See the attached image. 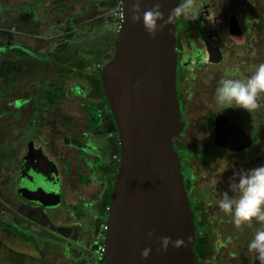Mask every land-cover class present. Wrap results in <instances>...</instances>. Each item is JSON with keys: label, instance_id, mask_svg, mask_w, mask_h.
<instances>
[{"label": "flooded vegetation", "instance_id": "1", "mask_svg": "<svg viewBox=\"0 0 264 264\" xmlns=\"http://www.w3.org/2000/svg\"><path fill=\"white\" fill-rule=\"evenodd\" d=\"M105 3L106 0H86L84 4H79L78 13H68V16L66 5L62 1L48 5L36 1L11 5L6 0H0V42H4L0 47V54L4 53L6 57L16 60L34 62V67L31 62L27 65L38 69L33 71L28 68L26 72L15 62V65L8 66L9 76L4 81L0 80V189L4 193L0 194V202L4 196L15 206L10 223L0 218V236L6 239L12 236L29 247L26 253L11 251V255L0 248V264H26L25 261L31 257L32 252L37 255L44 253L45 250L39 247L41 244L48 247V253L45 261L38 259L36 264H51L49 256L54 258L53 264L61 260H66L65 264H68V261L72 264H97L96 251L100 244V229L108 213L106 195L114 181L107 185L104 181L106 176L101 171L111 165L115 170L109 176H115L119 162L118 139L117 145L113 146L112 133L105 130L107 123L101 114L102 102L96 95L98 88L93 67L85 62L86 59L83 60L84 64L89 67L84 66L80 58L74 59L69 55L67 48L96 38V35L76 38L74 33L81 28L80 21L88 16L91 6L101 7L100 12ZM196 4L198 17L190 19L182 15L177 18L175 27L176 92L184 127L173 139V148L180 159L185 187L189 180L185 171L187 168H196L198 173H201L199 179L206 182L212 179L210 173L213 169L210 165L217 162V166L220 164L223 170H218V178L210 186V191L216 188L217 194L228 192L230 196L229 181L235 170L229 168L227 171V167H233L235 163L240 167L239 170H246V167L251 169L256 159L254 162L253 156H249L255 153L259 145L260 149H263L261 136L264 134V124H259L258 120L264 116V97L259 101V108L248 112L234 104H217L215 89L227 70L238 68L236 78L243 79L251 75L257 65L264 63V0H196ZM111 5L106 3V9H110ZM10 34L17 38L11 37ZM15 40H18V43L9 47V43H14ZM61 54L72 56L70 60L75 66L60 64L53 74L50 71L53 69L51 66H54L53 61L56 62V58ZM77 64H82L84 68H79ZM53 91L58 96L57 100L52 97ZM71 103H77L85 112L87 108L92 109V116L86 112L89 123L82 135L89 144L85 152H90L96 157L95 161L90 163L89 170L94 174H102L104 178L102 191L94 201L90 196H84L90 199V202L86 203L81 198L74 204H64V213H59L57 218L64 216L66 224L48 222L50 228H43L50 230L47 232L52 237L44 239L37 236L32 228L29 229L30 221H21L19 218L23 216L17 214L15 191L23 182L33 185L39 181V176L43 178L40 175L43 171L38 167L50 165L45 159L47 154L38 145L37 140L48 129L55 131L51 127L47 128L48 124L58 123L62 121L61 117L69 116L68 107L65 106ZM52 104L58 107L53 108L54 112L50 108ZM105 109L114 130L116 127L107 103ZM228 121L243 130L250 137L249 141L239 140L236 132L229 129L222 133V139L228 141L226 145L236 144L238 147L227 149L215 145L217 126L224 127ZM68 128L75 130L77 126L73 123ZM55 132L48 133V140L52 141L51 136ZM57 133L59 136L62 134L60 130ZM59 160L63 161L62 158ZM185 166L187 168L184 169ZM50 170L52 173V169ZM218 179L222 180L221 185L217 183ZM186 192L188 197V191ZM10 195L15 196L12 198ZM60 195L62 199L63 194ZM208 198L216 201V206H210L211 210L206 211L212 218L216 215V229L203 230L205 236L199 240V213L193 210L192 199L188 198L194 216V250L197 254V264H214L218 257H223L225 250L227 257L224 261H221V258L219 264H231V260H235L234 264H253L254 257L249 251V243L256 230L264 225L254 221L251 226L244 225L238 230L231 217L219 209V195L216 197L210 194ZM29 208L33 209L32 206ZM39 220L45 223L43 219ZM36 227L42 228L38 224ZM3 231L6 234H3ZM19 234L34 238L37 244L23 242ZM200 243L201 247L198 248ZM230 249L234 251L231 255ZM44 255L42 254L43 257Z\"/></svg>", "mask_w": 264, "mask_h": 264}, {"label": "water", "instance_id": "2", "mask_svg": "<svg viewBox=\"0 0 264 264\" xmlns=\"http://www.w3.org/2000/svg\"><path fill=\"white\" fill-rule=\"evenodd\" d=\"M123 22L114 42L112 58L99 71V81L117 129L119 162L105 221L103 264H197L195 225L173 139L184 127L176 92L175 27L177 19L150 38L142 21L131 22L134 0H121ZM155 0H143L142 9ZM165 19L180 0H160ZM109 21V19H108ZM218 125V124H217ZM228 125V126H225ZM217 126L214 143L227 149L222 133L229 129L239 140L250 137L228 121ZM230 138V137H229ZM246 147V146H245ZM39 179L40 176H39ZM23 182L25 200L44 208L59 205L60 186ZM35 186V187H34ZM18 190L20 191V189ZM37 190V191H34ZM20 193V192H19ZM27 193V194H25ZM155 231L149 240L148 232ZM184 239L187 246L157 251V237ZM151 248L147 260L144 248ZM253 264H260L256 255Z\"/></svg>", "mask_w": 264, "mask_h": 264}, {"label": "rangeland", "instance_id": "3", "mask_svg": "<svg viewBox=\"0 0 264 264\" xmlns=\"http://www.w3.org/2000/svg\"><path fill=\"white\" fill-rule=\"evenodd\" d=\"M86 0H64V2L66 3V6H68V8L70 9V12H75L78 13L79 12V3L82 2V4L85 3ZM8 2H10V0H8ZM117 2L118 0H106L107 5L109 6V4H112L110 9H106L105 5H103V8L101 9V11L99 12L100 8L98 6H91L90 7V11L88 13V16L85 19H82V25H81V29H78V31L76 33H74V37L76 38H83L85 36H93L96 35L94 39H92L91 41H83L81 43H79V45H70L69 47L72 46V48H67V51H70L69 55H72L74 57V59H78L80 58L82 61L85 60V62H87V64H89L90 66L93 67L94 71V77L96 78V83H97V97L98 100H100V102H102V105H100V108L102 109V113L104 115V120L106 121V127L105 130L107 132H111L112 133V143L113 146L117 145V132L116 129L112 130L111 126V118L109 117V114H107L106 109H105V97L103 95V91H102V85L100 84V81L98 80V74L99 71L101 69V67L106 63L107 61V57L113 55L114 52V42L118 33V28L117 25L115 23V21L112 19L111 13H113V11L115 10L116 6H117ZM101 5V4H100ZM105 8V9H104ZM109 16V17H107ZM109 19V21H107V19ZM87 22V23H86ZM8 45V44H6ZM75 46V47H74ZM72 56H68L65 54H61V56H58L56 58V62L58 61V65L60 64H69L72 66H75V64H73V62L70 60V58ZM16 58H12V57H6V55L4 53L0 54V80L4 81L9 75V68L8 66H13L15 65V62H18L20 64V67H23L24 71H28V68H31V66L27 65L28 61L27 60H16ZM34 63V62H31ZM84 64V61L81 62ZM87 64H84V66H87ZM58 65L54 64L53 69H55L56 67H58ZM46 66V65H45ZM77 66L79 68H84V66L82 64H77ZM50 67V65H49ZM33 71H37L38 69L36 68H31ZM264 117V116H263ZM263 117H259V124H264V118ZM262 118V119H260ZM264 128V125L262 126ZM264 130V129H263ZM261 141H262V147L263 149H260V146H258V149L255 150V153L253 155H250L249 157H252V160L256 159L255 164L251 167L255 168V167H259L264 165V134L261 136ZM116 151V150H115ZM215 155V154H214ZM217 155V154H216ZM211 160V159H209ZM231 162V161H230ZM253 162V163H254ZM202 163V162H201ZM215 165H210V167H212V172L210 173L211 176V181H203L202 179H199V176H201V173H198V170L195 168H187L186 166L183 167L184 169L187 168L185 171L188 173L187 174V178L189 179L187 184H186V190L188 191V198H191L192 202L191 204L193 205V210L199 213V217H200V221H201V226H197V236L199 237V239H202L205 235L203 233V230H215V217L216 215L212 218V215L209 216V213L206 212L207 210H211L209 207L216 206V201H212L211 199H209V195L210 194H214L216 195V197L218 196L217 194V190L216 188L214 189V191L211 189L210 191V186L213 185L215 183V179L218 178L217 174L219 171H222V167L217 166V162H215ZM233 163V162H232ZM223 165V164H221ZM230 165V163H229ZM200 166H202V164H200ZM246 167V166H245ZM229 168L234 169L236 172L239 171L240 167L236 166L235 163H233V167L228 166L227 167V171L230 170ZM192 171H191V170ZM115 170V167H112L111 165L105 169H103L101 171L102 174H104V176H106V178L104 179V181L106 182L107 185L111 184V176H109L110 174H112ZM219 170V171H218ZM244 170V169H241ZM246 170H249V168L246 167ZM235 171H233V173H235ZM185 172V173H186ZM181 173H183V170H181ZM214 174V175H213ZM216 174V175H215ZM222 174V173H221ZM108 176V177H107ZM219 181L217 183H219L221 185L222 180L218 179ZM216 183V184H217ZM215 184V186H216ZM0 194H4L3 192H1L0 189ZM233 193L230 191V196H232ZM12 209L15 211V206H12V204H9V198H6L4 196L1 197V202H0V218L3 221H7V222H11L12 218H13V214H12ZM55 214V211H49L48 214L46 215L45 213H43L44 217H38L36 215V217H34L31 219L29 226V229L34 231V233L37 236H40L41 238H51V235H48L47 231L50 230H44L43 227H50L48 225V220L50 219V215ZM53 216V215H52ZM49 217V218H48ZM39 218L43 219L45 221V223H43L41 220H39ZM33 223V224H32ZM40 225L42 226V228L38 229L36 226ZM27 226V227H28ZM37 228V229H36ZM202 230V231H201ZM4 232V231H3ZM5 233V232H4ZM202 233V234H201ZM18 245V249H20L21 247H24L23 245H20V242H18L16 239H6L4 237L1 238L0 240V248L3 252H6L5 250H3L2 247H6L7 249H9L12 252H16V250H14L15 248H17ZM20 245V246H19ZM4 247V248H5ZM39 247H42V249H44V253H41L39 255L35 254L34 252H32L31 257L27 258L25 263L26 264H36V261L38 259L40 260H46L45 256L48 253V247L45 244H41ZM198 248L201 247V243L197 245ZM242 248V247H241ZM23 250V253H26L27 251L24 248H21ZM243 249V248H242ZM51 251H53V249H50ZM225 250V249H224ZM223 250V251H224ZM234 250V248H233ZM230 251V255L233 254L234 251ZM241 251V250H240ZM240 253V252H239ZM10 254V253H9ZM42 254H45L44 257L42 256ZM223 257H218L216 262L214 264H219L221 261H224L223 259H225V257H227L226 255V250L223 252ZM228 254V255H229ZM244 254V253H243ZM49 262L51 264L54 263V258H51L52 256H49ZM13 257H11L12 259ZM222 258V259H221ZM236 258V256H235ZM221 259V261H219ZM230 261V259H229ZM61 262V263H59ZM59 262H56V264H65L66 260H61ZM63 262V263H62ZM231 264L235 263V260H231L230 261ZM225 263V262H222ZM68 264H72V262L70 263V261H68Z\"/></svg>", "mask_w": 264, "mask_h": 264}, {"label": "clouds", "instance_id": "4", "mask_svg": "<svg viewBox=\"0 0 264 264\" xmlns=\"http://www.w3.org/2000/svg\"><path fill=\"white\" fill-rule=\"evenodd\" d=\"M143 0H134L131 9V22L133 24L142 21L143 27L150 38H155L157 32L172 24L180 16L190 19L198 17L196 0H181L178 7L170 10L167 19L161 10L160 0H155L151 8L142 9ZM239 69H229L225 72L215 89V100L220 106L235 105L248 112L259 108V101L264 97V63L255 67L251 75L246 78H236ZM238 181V182H237ZM229 187L232 196L228 192L218 194L219 209L231 217L233 225L239 230L244 225L251 226L253 222L264 225V165L249 170H239L230 178ZM151 240L155 231L147 234ZM160 247L157 251H167L169 246L179 249L186 247L184 239L172 240L171 237H157ZM151 248H144L141 259L147 260L151 254ZM249 251L256 255L260 264H264V227L257 229L249 243Z\"/></svg>", "mask_w": 264, "mask_h": 264}, {"label": "crops", "instance_id": "5", "mask_svg": "<svg viewBox=\"0 0 264 264\" xmlns=\"http://www.w3.org/2000/svg\"><path fill=\"white\" fill-rule=\"evenodd\" d=\"M35 1L43 5L57 3L59 1L64 2V0H10V2L6 0V2L10 3L11 5L21 4L22 2L29 3V2H35ZM79 4H82V2H80ZM65 11L67 15L68 13L69 15L73 13V12H70V9L68 8V6H65ZM10 36L15 39L17 38L15 37V35L10 34ZM17 43H18V40H15L14 43H9V47H12V45H16ZM3 45H4V42H0V47ZM28 62H31V61H28ZM53 63L58 65L54 61ZM32 64L34 67L35 63H32ZM57 69L58 67H56L55 69L51 68L50 71H52V73L54 74V72ZM65 107H68L67 112L69 116L61 117L62 121H59L58 123L48 124L49 126L47 128L51 127L56 132L48 129L47 131H45V133H43L44 136L42 135L39 140L36 139L38 145L41 146L44 149L45 153L47 154L45 155V159H46V162H48V165H50V166H45V167H41V166L38 167L39 169L43 171L42 174H40L42 175L43 178L40 177L41 179H39V181H41L44 184V186L51 187L55 181L51 178V176H53L56 173L58 177L57 180L59 181L60 193L63 194L62 199L60 195L59 205H56L58 203L56 200H54L52 204H50V206H53V207L43 208L42 206L41 207L37 206L31 201L25 200L24 198H22L20 194H23L22 190L25 188L20 189L19 186H17L20 189L19 191L16 188V191H15V195L17 196L16 197V200H17L16 204L18 208L17 214H19L18 216L20 215L23 216V217H19L21 221L23 220L31 221V219L33 218V215L34 217H36L37 215L38 217L42 218L44 217L43 213L47 215L49 211H55V214H52L53 216L50 215V219L48 220V222L50 223V221H56L57 225L66 224V222L64 221L65 220L64 216H62L59 219L57 218L59 213H64L62 212L63 209H65L64 207H62L64 204L66 205L74 204L81 198L86 203L90 202V199L94 201L96 200V197H99L102 191V183H103L102 180L104 179L102 177V174H98V173L94 174L93 172L89 170L90 163L94 162L96 157L92 155L90 152H87V151L85 152V149L89 148V144L86 140H84V137L82 134H83V131L87 129V126L89 123V118L87 116V113L85 112V109L81 107L80 105H78L77 103L75 104L71 103L70 105H67ZM50 108L57 109L58 107L56 108V105L52 104ZM54 109H53V112H54ZM57 112L59 111L57 110ZM73 123H75V125L77 126L75 130H71L70 128H68V126L72 125ZM59 130L62 133L61 136H59L57 133L59 132ZM53 132H55V134L51 136V138L53 139L52 141H50L48 140L49 138L47 135L48 133H53ZM59 158H62L63 161H60ZM50 169H52L53 171L52 173L50 172L51 171ZM15 195H12V196H15ZM84 196L86 197L90 196V199L88 200V198H85ZM61 202L63 204H61ZM30 206H32L33 209L29 208ZM60 215H66V214H60ZM56 218L58 220H56ZM2 233L6 234L4 232ZM10 239L17 240V238H13L12 236ZM20 245H23L25 247L24 251H28L29 247L27 245L21 242H20ZM4 247L2 248L3 250L6 251L5 253L8 254L11 252L9 249H7L6 247L4 248ZM24 247H21V248H24ZM21 248L18 249V245H17V248H15L14 250L18 251L17 253H20V252H23Z\"/></svg>", "mask_w": 264, "mask_h": 264}, {"label": "built area", "instance_id": "6", "mask_svg": "<svg viewBox=\"0 0 264 264\" xmlns=\"http://www.w3.org/2000/svg\"><path fill=\"white\" fill-rule=\"evenodd\" d=\"M112 19L115 21L118 31L120 29V26L123 22V5H122V1L118 0L117 2V6L115 8V10L113 11V13H111ZM108 212V209H106ZM107 231V227L105 224L102 225L101 229H100V244L98 245V249H97V258H99V260L101 261L104 258V253H105V249L103 247V240H104V235Z\"/></svg>", "mask_w": 264, "mask_h": 264}, {"label": "trees", "instance_id": "7", "mask_svg": "<svg viewBox=\"0 0 264 264\" xmlns=\"http://www.w3.org/2000/svg\"><path fill=\"white\" fill-rule=\"evenodd\" d=\"M112 58V55L107 57V61L108 62L110 59ZM104 95V94H103ZM52 97L54 98V100H57L58 99V96L54 94V91L52 92ZM105 97V96H104ZM86 112L89 114V116L91 115L92 116V109L90 108H87L86 109ZM114 180V176H111V182ZM111 190H112V186L110 185L109 188H108V192H107V195H106V203L109 204V201H110V195H111ZM105 224V221L102 222V225ZM20 236V239L23 241V242H28V243H33V244H37V241L34 239V238H28L26 236H24L23 234H19ZM97 252V251H96ZM97 264H103L102 262H104V260L102 259L101 261L99 260V258H97L96 260Z\"/></svg>", "mask_w": 264, "mask_h": 264}]
</instances>
